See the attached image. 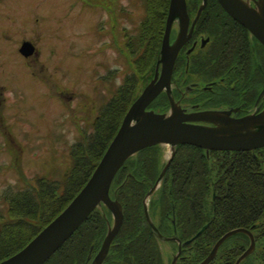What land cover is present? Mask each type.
Instances as JSON below:
<instances>
[{"label":"trees","instance_id":"1","mask_svg":"<svg viewBox=\"0 0 264 264\" xmlns=\"http://www.w3.org/2000/svg\"><path fill=\"white\" fill-rule=\"evenodd\" d=\"M167 2L144 0L145 17L135 39V50H130L139 74L147 71L159 56L162 32L154 24L157 21L154 14L165 13ZM209 9L205 8L203 13ZM217 10L222 12L220 7ZM135 79L129 77L98 109L92 131L84 133L82 140L72 145V164L61 181L38 177L33 179L30 189L4 193L8 213L6 217L0 216V261L23 248L87 182L136 98ZM175 149L149 202L150 217L151 214L158 217V224L153 223L157 232L179 239L184 253L188 250L185 247L196 245L203 235L211 248L230 229L246 228L256 233L257 246L241 264H250L249 260L264 264V170L260 169L259 154L244 150L205 152L191 145H179ZM160 154V145L145 148L130 157L114 176L109 194L120 203L124 220L114 240L118 244L111 246L104 264H162L159 240L146 220L144 206L145 197L157 183L163 167L157 166ZM202 199L208 202L206 229L201 225L203 218L195 226L196 220L191 217L196 201ZM108 215L104 207L93 210L44 264H89L88 256L95 253L106 233ZM247 244L246 233L233 234L220 246L210 264H234Z\"/></svg>","mask_w":264,"mask_h":264},{"label":"rangeland","instance_id":"2","mask_svg":"<svg viewBox=\"0 0 264 264\" xmlns=\"http://www.w3.org/2000/svg\"><path fill=\"white\" fill-rule=\"evenodd\" d=\"M68 3L66 1L64 4V0H45V8L50 11L57 9V13L61 15L53 18L50 14H45L43 19L51 20L45 25L42 21L36 33L26 26L31 24L30 21L15 20L12 22L15 32L13 35L9 34L14 45L25 37H31L36 42V46L42 50L39 59L48 67L44 71L48 84L27 71L15 48L12 53L10 43L6 53L2 56L0 53V67L3 72L9 70L10 66L18 70L13 76L6 74L1 79L5 86L1 126L12 136V142L7 141L6 147L12 151L14 158L12 167L9 166L13 169L12 173L5 178L3 173L6 151L3 135L0 133V215L3 217L7 216L8 211L2 192L6 194L8 191L10 193L24 188L30 189L34 185L33 179L38 177L52 181H61L64 178L72 164V145L81 141L84 133L92 131L98 109L120 88L116 86L123 80L122 74L132 71L133 68L122 43L120 28L121 25L128 27L133 20L135 25L133 23L130 28L134 25L131 32H136L138 21L144 13V0H96L91 6L85 0H71ZM113 3V12L105 13ZM50 22H55V25L51 27ZM3 23L8 25V22ZM6 43L2 42L4 45ZM257 53L263 60L262 52ZM256 58L258 59L257 55ZM59 61L63 63L65 75L54 66ZM109 68L115 73V78L112 79L113 90L108 88L111 82H101ZM153 69L154 62L145 74L134 80L135 96L151 80ZM117 71L121 74L118 75ZM90 79L97 85V95L92 90ZM63 88H71L75 92L70 102L61 95ZM150 109L156 111L155 107ZM78 113L82 115L81 127H78L73 118ZM63 114L67 116L64 117ZM68 118L73 122L68 120L66 123ZM171 148L169 144L160 146L161 154L157 162L159 168L165 166ZM175 152L176 149L174 154ZM261 153L264 155V150L258 152ZM111 215L109 212L106 230L113 223ZM160 242L167 253L171 251V247L164 240ZM169 257L166 255V258Z\"/></svg>","mask_w":264,"mask_h":264},{"label":"flooded vegetation","instance_id":"3","mask_svg":"<svg viewBox=\"0 0 264 264\" xmlns=\"http://www.w3.org/2000/svg\"><path fill=\"white\" fill-rule=\"evenodd\" d=\"M66 1H69V3H71V0H64V4ZM72 1L75 2L76 0H72ZM85 1L89 3L87 5L91 6L92 2L96 0H85ZM246 1L249 3L250 6L255 7L253 0H246ZM44 2L45 0H0V53L1 56L2 54H5L8 43H10L12 53L14 52V48H15V50H17L18 52V55L22 58L27 71L32 75L39 76L43 80V82L48 84L47 76L44 75V71L48 69V67L46 66L45 63L41 62V60L39 59L40 52H42V50L41 49L39 50V47L36 46V42H34V40L31 37H27V38L25 37L22 38L18 44L14 45L9 35V34L13 35L15 32V28H13L12 26V22H14L15 20L30 21L31 24H28L26 26H29V29L33 31V33H36L39 30L42 21H44V25H45L46 22L51 20V18L43 19V16L45 14L46 15L50 14V16H52L53 18L61 15V13H57L58 11L57 9H55L54 11H50L47 8H45ZM131 2H133V0H131ZM185 2H186V11H187L186 23L183 21V19L180 16L176 15L170 26V33H169V43L173 44L176 41V39L181 36L179 35L181 29L186 28L185 31L186 34L182 36L183 42L176 55L171 73V81L168 91L170 97L172 98V103L176 105L178 108H180L186 114L196 113L201 111H220V112L228 113L227 116L232 119H240L248 115H256L259 112L263 111L264 110V58L262 60L261 59L262 57H260V55L257 53V52H262L263 54L262 56L264 57V47L262 46V44L257 40V38H255V36L251 34V32L246 27H244L231 14H229L222 7V5L219 3L218 0H185ZM168 4H169V0L166 4L165 13L154 14V16L157 17V21L154 24L158 32H162L160 34V39H159L160 42L158 49L159 52L163 40L164 29L166 26ZM201 5H203V8L198 13ZM219 7L222 10V12H217L218 11L217 9H219ZM62 8L63 5L61 9ZM205 8H210L209 9L210 12L208 11L209 13L208 12L203 13V10ZM127 9H125V11H128ZM143 9H144V13L138 21V25L135 29L136 32H134L133 34L131 32V30L134 29L133 27L135 25L133 20L131 21L134 23L132 28H130V26L133 23L130 24L128 27H126L125 25H121L122 27L120 29L123 35L122 43L126 47L133 68L132 71L125 72L124 74H122L124 78L123 80L120 81L119 85L116 87L123 86L124 82L131 76H133L134 78H139L140 76L146 73L145 71L142 72V74H139V72L135 68V64L133 63V59L130 53L131 49L135 50L134 45L137 42L135 39L139 33L142 19L145 17L144 6ZM113 10H114V3L111 4V7L108 8V10L105 13L108 12L111 14ZM124 17L126 20L127 15ZM3 22H8V25L6 26ZM54 25L55 22L50 24L51 27ZM2 42L3 43L7 42V43L4 45L2 44ZM256 55L258 59L256 58ZM157 64H158V58L156 57V59L154 60V69H153L152 78L155 75ZM54 66L57 69H59L62 75H65V70L63 69L64 66L61 61L55 63ZM160 68H161V64L159 63L158 74L160 73ZM110 70L113 69L109 68L108 74L101 82L103 81H106V83L108 81L111 82L109 83L108 88H112L113 90L112 79L115 78L114 77L115 73ZM117 72L118 75L121 74L119 73V71ZM16 73H18V70L14 66H10V69L4 72L0 67V133L3 135V144L5 146V151H6L4 158L5 169L3 173L5 178L8 177L10 173H12L13 169L9 168V166L12 167L14 158L12 151L7 150L6 147L7 141L12 142L13 140L12 136L6 130H3V127L1 126L2 125L1 114H2V110H4L2 109V105H4L5 102V97H4L5 86L2 84L1 79L3 75L9 74L10 76H13ZM92 80L90 79L91 82L90 84L93 87L92 90H94V92L97 95V85L94 83V80L93 81ZM61 91H62L61 95H63L68 100V102H70L73 99L75 92L72 91L71 88L68 89L63 88L61 89ZM169 94L166 90L162 91L150 103V105L147 108L150 109V107H155L157 112H166L165 110H170L171 101ZM70 107H74V106H70ZM64 113H66V111ZM63 116L66 117L67 115L63 114ZM81 116H82L81 113L73 115V118L75 119L76 124H78V127L79 126L81 127V118H80ZM68 120H70L71 123L72 121L71 118H68L66 120V123ZM189 123L203 127L215 126L214 123L208 121H190ZM66 125L67 124H65L64 126L66 127ZM218 126H223V125L221 124ZM57 127H59V125ZM232 127H234V125H232ZM186 145H190V144H186ZM201 149H203L205 152L235 151V150H207L205 148H201ZM263 150L264 147H260L252 150H244V151H253L255 155H257L258 152H262ZM239 151H243V150H239ZM259 157L261 159L260 161L262 162L260 169L264 170L263 153L259 154ZM1 161L2 160L0 159V165H1ZM1 172L2 170L0 169V176H2ZM196 172L199 173L198 171ZM3 195L4 192H2V196ZM194 206H195V210L192 211L191 217H194L196 220L195 226H198L203 218L204 221L202 222L201 225L204 224L203 227L204 229H206L209 221L207 200L206 199L197 200L196 205ZM107 211L109 212V209ZM200 212L202 213V217L200 215ZM148 215H149V210H148ZM150 218L152 219L151 222L148 221L147 217L146 220L151 230L153 231L154 230L153 226L155 227V225L158 224V217L155 214L154 215L151 214ZM123 220H124V214H123ZM123 220L121 226L123 224ZM153 223H155V225ZM112 225H110L109 227H112ZM121 226L117 231V233L114 235L113 239L111 240L106 255L100 264H104L111 246L118 244L117 242L114 243V240L118 235ZM237 228L240 227L230 229L229 231ZM243 229L249 231V229L246 228ZM106 233L95 253L88 256L89 264H91L93 260L96 258L103 243V240L106 236ZM193 235L194 233L191 234L188 239L193 237ZM246 235L248 239V244L242 248L241 254L249 247L251 242L249 234L246 233ZM255 235L256 233L252 234L254 240V247L252 251L253 253L255 252L257 246ZM156 236L159 240V246L161 249L160 255L162 259V264H171L173 260H174V264H194V262H196L198 259H199L198 262L195 264H199L209 255L215 242L221 237L220 236L210 248L206 235H203L202 240L199 243H197L196 245L192 244L188 247H185L188 248V250H186V252L184 253H181L182 248H181V241L179 239H177L172 235L168 236V235L156 234ZM160 240H164L167 246L171 247L170 252L167 253L165 251V248L161 246ZM205 249H207L206 251L208 252L205 255V257L201 259L200 256L204 253ZM252 252L248 256L253 254ZM217 253L207 264H210L212 260H214V258L217 256ZM166 255L170 257L166 258ZM225 256L226 254L223 256V259H225ZM239 256L236 258V260L239 258ZM242 260L239 262V264H241ZM249 263L253 264L252 260H249Z\"/></svg>","mask_w":264,"mask_h":264},{"label":"water","instance_id":"4","mask_svg":"<svg viewBox=\"0 0 264 264\" xmlns=\"http://www.w3.org/2000/svg\"><path fill=\"white\" fill-rule=\"evenodd\" d=\"M222 7L246 27L264 47V0H253L255 7L246 0H218ZM203 8H199L198 13ZM176 15L187 21L185 0H169L166 26L159 52V59L153 79L126 111L120 127L112 138L91 176L71 199L65 208L45 225L23 248L0 261V264H44L73 232L86 220L88 215L101 204L113 214V225L109 227L101 248L91 264H100L104 259L111 240L119 230L123 214L120 204L109 196L111 182L122 164L136 152L153 146L169 144L170 156L163 167L157 183H160L174 155L177 145L190 144L207 150H252L264 147V110L256 115L232 119L228 113L201 111L186 114L172 103L169 85L173 64L183 42L185 29L179 38L169 43L170 26ZM161 64L158 74V65ZM167 91L171 101L168 112L158 113L147 109L162 92ZM190 121H208L213 127H203ZM223 126H218V125ZM234 125V127H232ZM148 221H150L147 215ZM246 232L250 237L249 247L239 256L235 264L248 256L254 247L252 234L243 228L226 232L214 244L209 255L199 264H207L217 253L220 245L232 234ZM171 264H174V260Z\"/></svg>","mask_w":264,"mask_h":264}]
</instances>
